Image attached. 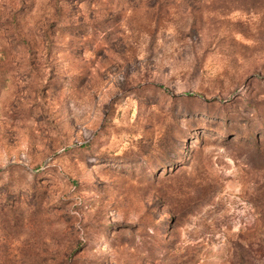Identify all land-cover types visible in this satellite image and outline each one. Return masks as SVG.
<instances>
[{
	"label": "rangeland",
	"instance_id": "1",
	"mask_svg": "<svg viewBox=\"0 0 264 264\" xmlns=\"http://www.w3.org/2000/svg\"><path fill=\"white\" fill-rule=\"evenodd\" d=\"M0 264H264V0H0Z\"/></svg>",
	"mask_w": 264,
	"mask_h": 264
}]
</instances>
